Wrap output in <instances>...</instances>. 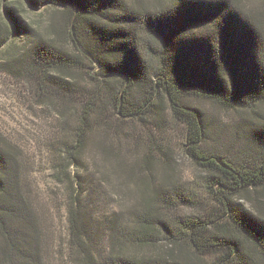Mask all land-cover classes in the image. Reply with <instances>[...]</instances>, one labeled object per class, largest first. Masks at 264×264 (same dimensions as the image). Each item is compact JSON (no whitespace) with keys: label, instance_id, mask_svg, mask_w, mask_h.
Here are the masks:
<instances>
[{"label":"trees","instance_id":"trees-1","mask_svg":"<svg viewBox=\"0 0 264 264\" xmlns=\"http://www.w3.org/2000/svg\"><path fill=\"white\" fill-rule=\"evenodd\" d=\"M43 9L50 36L21 15ZM0 55L59 121L53 176L71 188L80 264H264V0H0ZM191 101L241 118L242 158L209 150L219 134ZM173 125L196 180L180 177ZM20 154L0 131V264H45ZM107 173L134 202L92 244L82 198Z\"/></svg>","mask_w":264,"mask_h":264},{"label":"rangeland","instance_id":"rangeland-1","mask_svg":"<svg viewBox=\"0 0 264 264\" xmlns=\"http://www.w3.org/2000/svg\"><path fill=\"white\" fill-rule=\"evenodd\" d=\"M45 9L25 11L21 15L36 30L50 36V31L46 29L50 10ZM2 57L0 55V59ZM32 88L33 85L24 82V79L5 74L0 66V131L21 149L20 160L24 167L22 180L27 184L28 194L41 219L45 264H80L71 252L74 247L67 224V210L73 203L71 188L57 184L53 176V165L58 157V143L62 131L54 110L37 105ZM191 102L206 112L212 121L211 129L219 134L208 144L209 150L236 160L242 158L245 153L242 147L248 143L246 125L241 118L203 101ZM112 136L117 140L123 139L117 134ZM168 137L176 151L180 177L185 182L196 180L201 173L181 151L183 131L173 125ZM107 175L108 178L100 182L95 183L93 179L91 183L87 182L88 192L82 198V205L89 213L93 233H97V239L91 242L92 244H100L101 240L106 239V230L103 231L105 233L103 237L100 220L114 211L121 210L124 205L130 206L134 202L128 196L132 185L113 174ZM261 199L264 204V196ZM243 206L247 209L252 208L249 204ZM134 252L153 254L155 250L146 248Z\"/></svg>","mask_w":264,"mask_h":264}]
</instances>
